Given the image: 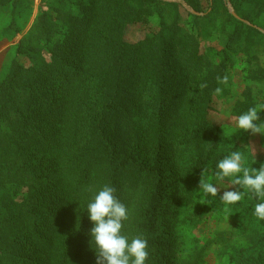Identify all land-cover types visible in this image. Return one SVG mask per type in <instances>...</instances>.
I'll list each match as a JSON object with an SVG mask.
<instances>
[{
    "label": "trees",
    "instance_id": "obj_1",
    "mask_svg": "<svg viewBox=\"0 0 264 264\" xmlns=\"http://www.w3.org/2000/svg\"><path fill=\"white\" fill-rule=\"evenodd\" d=\"M25 3L33 0H0V9ZM163 3L79 0L57 11L65 30L45 12L18 43L28 62L15 58L0 81V264H94L85 209L104 184L130 210L124 231L147 238V264H175L183 157L193 155L185 161L196 183L224 156L210 112L228 52L219 64L196 56L197 38L175 24L127 42V24ZM16 16L4 30L12 38ZM231 18L229 47L239 28L260 33ZM245 256L238 264H264V253Z\"/></svg>",
    "mask_w": 264,
    "mask_h": 264
},
{
    "label": "rangeland",
    "instance_id": "obj_2",
    "mask_svg": "<svg viewBox=\"0 0 264 264\" xmlns=\"http://www.w3.org/2000/svg\"><path fill=\"white\" fill-rule=\"evenodd\" d=\"M76 1L79 2L33 0L32 6L25 3L16 11L11 5L0 9V81L9 74L15 58L28 62L24 55L17 54V45L31 36L44 13L51 14L53 24L57 26L59 23L58 27L65 30L57 19V11L61 9L66 12L70 7L75 9ZM162 1L166 3L153 6L152 12L142 21L127 24L126 41L136 44L146 36H153L164 27L175 24L179 34L197 38L199 47L194 43V47H198L196 56L205 55L219 64L224 53L228 52L225 56L228 58L224 74L228 81L227 84L222 81L219 84L210 112V121L220 129L218 152L225 156L233 150H240L249 157L245 166L259 167L260 162L264 161V135L244 130L235 131V123L240 112L255 103L264 102V0ZM237 10L247 19L240 17ZM16 14L21 31L12 38L4 30ZM231 15L243 19L261 34L255 31L249 33L246 28H239L241 38L233 40L229 47L227 44L230 37L238 27ZM59 36L61 34L57 31L52 32L48 41H42V46L52 43ZM260 116L264 118V111L260 112ZM192 156L186 154L182 161L181 173L187 176L189 182L177 197V221L173 230L177 239L175 264H238L237 257L240 255L244 258L246 254L260 256L264 253V220L252 214L255 201L250 198L251 193L230 210L220 200L221 193L217 197H209L208 202H201L202 190L198 188L201 175L194 183L190 162L185 161H189ZM215 172L216 170L210 169L202 174L215 183ZM230 180L231 178H225L221 183ZM183 184L184 182L180 186H184ZM92 258L96 260L95 251Z\"/></svg>",
    "mask_w": 264,
    "mask_h": 264
},
{
    "label": "clouds",
    "instance_id": "obj_3",
    "mask_svg": "<svg viewBox=\"0 0 264 264\" xmlns=\"http://www.w3.org/2000/svg\"><path fill=\"white\" fill-rule=\"evenodd\" d=\"M228 78L222 82L227 84ZM219 91V89H217ZM264 102H258L239 113L235 131L244 130L264 135ZM249 157L240 150H233L216 162L215 180L206 179L201 173L199 187L201 202L209 197H217L230 210L251 193L256 200L252 214L264 220V161L259 167L245 166ZM255 157L252 158L254 164ZM225 178L230 182L221 183ZM116 188L104 184L96 189L87 202L86 211L92 222L90 244L96 253L95 264H147L150 250L143 234L130 235L124 231L130 219V210L125 202L116 195Z\"/></svg>",
    "mask_w": 264,
    "mask_h": 264
}]
</instances>
